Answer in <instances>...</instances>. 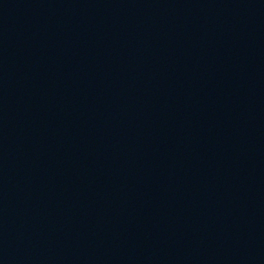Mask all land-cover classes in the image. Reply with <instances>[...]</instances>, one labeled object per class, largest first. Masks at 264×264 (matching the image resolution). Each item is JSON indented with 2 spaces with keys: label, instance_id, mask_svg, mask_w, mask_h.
I'll return each instance as SVG.
<instances>
[{
  "label": "water",
  "instance_id": "obj_1",
  "mask_svg": "<svg viewBox=\"0 0 264 264\" xmlns=\"http://www.w3.org/2000/svg\"><path fill=\"white\" fill-rule=\"evenodd\" d=\"M0 264H264V0H0Z\"/></svg>",
  "mask_w": 264,
  "mask_h": 264
}]
</instances>
